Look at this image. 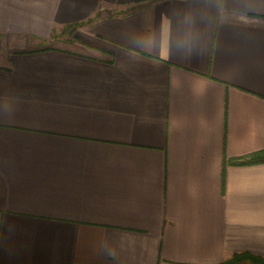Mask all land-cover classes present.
Segmentation results:
<instances>
[{"label": "crops", "instance_id": "obj_1", "mask_svg": "<svg viewBox=\"0 0 264 264\" xmlns=\"http://www.w3.org/2000/svg\"><path fill=\"white\" fill-rule=\"evenodd\" d=\"M0 264L264 257V0H0ZM23 46V45H22Z\"/></svg>", "mask_w": 264, "mask_h": 264}, {"label": "rangeland", "instance_id": "obj_2", "mask_svg": "<svg viewBox=\"0 0 264 264\" xmlns=\"http://www.w3.org/2000/svg\"><path fill=\"white\" fill-rule=\"evenodd\" d=\"M76 28H77V26L73 27L71 25H67L63 29H60L59 32L54 34V37L52 39H50V41H47V42L38 41V40H34V39H21L16 43V45L10 44L9 50H7V48H5V46H7V42L1 41L0 42V49H2L5 52H11L10 50H14L16 48L23 47L25 49H30V48H34L37 46H41L42 44L50 45V46H56V47L78 48L79 46L77 44H75V42L73 41L76 37L74 35V30Z\"/></svg>", "mask_w": 264, "mask_h": 264}, {"label": "trees", "instance_id": "obj_3", "mask_svg": "<svg viewBox=\"0 0 264 264\" xmlns=\"http://www.w3.org/2000/svg\"><path fill=\"white\" fill-rule=\"evenodd\" d=\"M85 24L84 22L81 23H73L71 26H80ZM226 164H258L264 163V149L246 155L240 158H232L227 160ZM219 264H264V257L260 255H255L249 252H241V253H234L229 258L225 259Z\"/></svg>", "mask_w": 264, "mask_h": 264}]
</instances>
